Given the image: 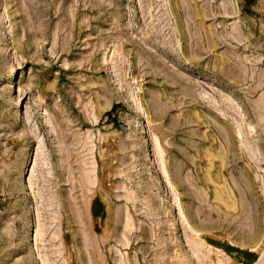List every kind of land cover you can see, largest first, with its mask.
<instances>
[{
  "label": "rangeland",
  "instance_id": "374dc122",
  "mask_svg": "<svg viewBox=\"0 0 264 264\" xmlns=\"http://www.w3.org/2000/svg\"><path fill=\"white\" fill-rule=\"evenodd\" d=\"M0 264H264V0H0Z\"/></svg>",
  "mask_w": 264,
  "mask_h": 264
},
{
  "label": "bare ground",
  "instance_id": "6f19581e",
  "mask_svg": "<svg viewBox=\"0 0 264 264\" xmlns=\"http://www.w3.org/2000/svg\"><path fill=\"white\" fill-rule=\"evenodd\" d=\"M206 156V155H205ZM70 171V170H69ZM70 182H71V180H70ZM71 187V186H70ZM218 193V192H217ZM226 202V201H225ZM75 207V206H74ZM75 212V211H74ZM77 212V211H76ZM82 212V211H81ZM78 215V214H77ZM83 216V215H82ZM82 219V218H81ZM87 240V239H86Z\"/></svg>",
  "mask_w": 264,
  "mask_h": 264
}]
</instances>
